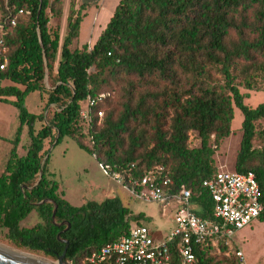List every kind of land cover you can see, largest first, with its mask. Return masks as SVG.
<instances>
[{"label": "trees", "instance_id": "obj_1", "mask_svg": "<svg viewBox=\"0 0 264 264\" xmlns=\"http://www.w3.org/2000/svg\"><path fill=\"white\" fill-rule=\"evenodd\" d=\"M2 2L8 65L0 70V82L24 87H0V101L18 109L20 122L0 176L4 241L54 259L67 249L71 264H90L93 252L142 226V216L133 215L118 197L71 205L47 176L50 157L37 184L50 153L44 152L45 141L57 137L56 146L73 138L98 164L112 167L127 182L151 173L172 181L173 195L185 187L192 194L193 212L214 220V203L203 183L221 169L215 165V152L231 135L237 108L244 117L243 137L233 172L254 173L264 190V131L258 128L264 103L248 106L247 95L236 84L243 80L253 89L264 77V0H121L96 43L82 46L74 43L80 17L69 21L61 43L51 33L48 10L59 16L60 1ZM46 67L54 88L47 105L61 110L36 131L44 116L30 113L26 99L43 91ZM99 95L105 96L97 107L103 118L90 123L81 111L88 97ZM24 127L30 145L20 157ZM194 132L201 140L197 148L189 146ZM34 210L42 222L22 229L21 222ZM260 221L264 223V214ZM230 243L215 238L196 244L193 264H242L239 250L225 255ZM178 244H168L170 264H183Z\"/></svg>", "mask_w": 264, "mask_h": 264}, {"label": "rangeland", "instance_id": "obj_2", "mask_svg": "<svg viewBox=\"0 0 264 264\" xmlns=\"http://www.w3.org/2000/svg\"><path fill=\"white\" fill-rule=\"evenodd\" d=\"M60 1L62 7L59 16H53L48 10L50 16V30L53 35L60 37V43L66 36L69 21L82 18L80 35L74 43H86L94 45L101 34L107 28L111 21L120 0H50ZM3 2L0 0V17L2 15ZM24 18H22L23 20ZM21 20V19H20ZM28 19H26L27 21ZM74 48V47H73ZM91 69L90 72H93ZM218 80H222L219 77ZM236 84L242 94L247 95L245 103L256 108L264 103V77H260L253 85V89H247L243 80H237ZM15 85L21 89L23 86L14 84L10 81L0 82V87ZM43 91L33 93L26 99V107L35 115H43L44 120L37 122L36 131H39L43 125H48L55 112L60 111L56 105H47L49 94L54 90L52 82L49 80L47 73L44 80ZM15 101V98H10ZM234 120L232 122L231 135L223 140L221 146L215 152V165L217 168H225L229 171H235V165L241 149L243 137L242 123L244 120L240 110L235 108ZM20 125L19 111L11 103L0 101V136L12 138V140L0 139V155H6L7 161L13 149V141L16 138L17 129ZM259 131H264V120L259 122ZM58 135L55 133V138ZM56 139L46 140L44 152L49 153V164L47 176L56 185L59 186L58 194L62 195L73 206H82L90 201L102 202L108 197H118L125 207L133 215H141L140 225L151 229L154 232V239L158 243L166 241L172 235L173 223L171 216L172 207L164 208L156 203L147 202L131 195L127 189L117 184L111 178L104 175L99 167L97 160L85 149L81 148L76 140L71 137L65 139L59 144L54 145ZM30 138L27 127L23 128L20 143L17 152L20 157L27 154ZM201 145V140L197 133L191 134L190 147L197 148ZM260 146V144H257ZM11 146V147H10ZM11 149V150H10ZM48 157V158H49ZM4 158L0 166V176L5 173ZM7 164V163H6ZM42 220L39 213L34 210L24 221L21 222L22 229H31ZM228 252L225 254L232 257L235 249L243 253L247 264H264V223L255 221L247 228L235 232L230 239ZM0 244L29 254L51 263L57 264V259L46 256L42 252H35L28 249H21L15 245L4 241L0 237ZM217 254V253H214Z\"/></svg>", "mask_w": 264, "mask_h": 264}, {"label": "built area", "instance_id": "obj_3", "mask_svg": "<svg viewBox=\"0 0 264 264\" xmlns=\"http://www.w3.org/2000/svg\"><path fill=\"white\" fill-rule=\"evenodd\" d=\"M23 14V11H20ZM29 14V12H28ZM17 25V19L12 21ZM4 26L0 25V70L8 65L3 37ZM104 95L88 97L87 106L81 117L92 123L95 118L102 119L103 112L97 110ZM104 175L124 187L136 198L160 205L165 209L171 204L177 206L173 218V232L166 241L158 243L145 226L133 227L119 241L106 245L93 252L88 258L90 264H170L172 256L169 243L179 242L178 251L183 264H193L196 260L194 247L215 238L230 240L235 232L241 231L264 214V190L252 172L238 173L221 167L217 175L206 180L203 185L210 193L214 203V220H204L193 212L192 194L185 187L172 194L173 182L146 174L139 180H125L114 172L112 167L99 164ZM242 264H247L243 253L239 252Z\"/></svg>", "mask_w": 264, "mask_h": 264}, {"label": "water", "instance_id": "obj_4", "mask_svg": "<svg viewBox=\"0 0 264 264\" xmlns=\"http://www.w3.org/2000/svg\"><path fill=\"white\" fill-rule=\"evenodd\" d=\"M41 9H42V6H40L39 13L41 12ZM47 73H48V69L46 67V74ZM58 136H59V134H58ZM57 141H58V137H57L54 145H56ZM48 157H49V155L42 162L40 177H39L37 184H39L43 178V166H44L46 160L48 159ZM43 203L44 202L40 203L39 205H41ZM55 214H56V209H55V213L53 215V219L55 218ZM58 238H60V236H58ZM66 244H67V246H69L68 242H66ZM66 253H67V249L64 251V253L62 255H58V254L56 255L57 264H71L70 262L67 261ZM0 264H54V263H51V262L46 261V260H41V259L28 258V257H25L21 254L9 251V250L0 246Z\"/></svg>", "mask_w": 264, "mask_h": 264}, {"label": "crops", "instance_id": "obj_5", "mask_svg": "<svg viewBox=\"0 0 264 264\" xmlns=\"http://www.w3.org/2000/svg\"><path fill=\"white\" fill-rule=\"evenodd\" d=\"M121 1V0H120ZM115 13V12H114ZM76 44H78V45H80V46H82V45H86V43H76ZM5 103V102H4ZM7 104V103H6ZM0 139H3V140H7V141H9V140H12V138H4V137H1L0 136ZM10 142V141H9ZM11 147V146H10ZM11 150V149H10ZM7 156L6 155H4L3 157L0 155V166L2 165V158H4L5 160H4V165H5V169H6V163H7V158H6ZM108 198H113V197H108ZM108 198H106V199H108ZM172 205H173V214H172V216H171V222L173 223V218H174V215H175V212H176V209H177V206L175 205V204H171L170 205V207H172ZM167 208H169V206L167 207ZM162 210H163V208H162ZM165 211H166V209H165ZM165 211H163L164 213H165ZM174 225V224H173ZM150 230V232H151V234H152V236L154 237V232L151 230V229H149Z\"/></svg>", "mask_w": 264, "mask_h": 264}, {"label": "bare ground", "instance_id": "obj_6", "mask_svg": "<svg viewBox=\"0 0 264 264\" xmlns=\"http://www.w3.org/2000/svg\"><path fill=\"white\" fill-rule=\"evenodd\" d=\"M0 246L3 247V248H5V249H7V250H9V251H12V252H15V253L21 254V255H23V256H25V257H28V258H32V259H41V258H38V257L32 256V255H29V254L22 253V252H20V251H17V250H15V249H12V248H10V247H7V246L1 245V244H0ZM41 260H43V259H41Z\"/></svg>", "mask_w": 264, "mask_h": 264}]
</instances>
